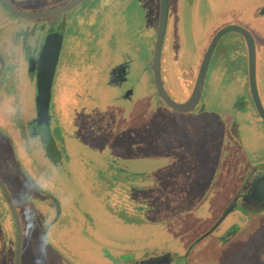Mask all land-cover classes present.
I'll return each instance as SVG.
<instances>
[{"label": "flooded vegetation", "instance_id": "af4514ba", "mask_svg": "<svg viewBox=\"0 0 264 264\" xmlns=\"http://www.w3.org/2000/svg\"><path fill=\"white\" fill-rule=\"evenodd\" d=\"M36 1L0 0V140L8 163L15 166L9 169L13 172L12 179L0 177V180L9 198L13 203L8 189V182L13 181L27 205V219L35 232L47 245L66 252L76 264H87V260L60 241L61 232L71 230L77 218L91 223L92 213L88 208L93 202L98 205L101 216L121 223L116 236L88 231V235L99 236L96 242L103 244L102 237L119 244L115 247L122 252L115 255L123 258L118 262L150 264L151 259L166 256L160 264H170L165 253L141 259L142 247L143 240L150 237V225L153 232L162 230L164 233L167 229L166 222L147 217L151 205L162 200L170 202L181 194V183L195 171L196 167L186 173L180 164L184 150L188 155L195 154L193 147L190 148L194 145L190 142L192 137L185 132L186 125L201 114L214 120L225 117L228 120L226 129L233 136L237 135L239 125L253 126L264 143V120L257 111L249 85L252 58L254 93L264 112V13H260L264 0H165L160 33V0H55L45 7L35 4ZM149 1L154 3L150 14ZM17 2H25L24 10L18 9ZM174 4L180 5L183 11L193 5L199 7V24L204 28L196 37L190 38L181 30L182 16L175 13ZM95 13L102 18L113 14L112 18L122 28L120 37L114 41L111 36L99 35L90 17ZM5 15L23 23L12 24L9 31ZM104 22L101 19L99 27H103ZM49 41L50 68L48 75L41 78L43 49ZM97 41L99 47H95ZM66 43L68 50H64ZM137 54L146 59L144 71L155 98L152 110L161 107L162 114L155 112L152 120L143 119L140 114L133 115L125 122L129 128L122 134V119L117 113L114 132L107 134L103 130L111 123L106 118L112 116L115 108L111 101L133 100L131 74ZM82 55L87 56L88 64L83 67L86 76L75 90H63L62 82L68 80L69 85L71 77H79L77 72L75 75L64 72L65 58L75 56V62L80 63ZM95 56L108 57L109 63L104 69L93 67ZM152 64L157 65L161 86L175 103H182L189 97L197 75H202L198 101L191 111L177 112L157 96ZM20 68L28 83L18 72ZM97 74L101 75V81ZM213 76L217 91L211 98L209 96L208 103L203 102L205 83L208 84ZM181 87L186 89L183 95ZM106 88L116 89V92L101 103L99 93ZM12 92L16 95L14 100ZM258 165L263 166L264 160ZM73 173L77 179L72 184L69 180ZM263 175L264 171L254 181ZM252 182L238 189L233 198L236 200L229 202L232 206L223 211L209 229L210 233L217 230L223 218L232 211L238 216L237 222L220 236L240 227L244 221L246 224L245 206L264 203V192L255 197L250 193L255 183ZM171 184H174L173 190L169 188ZM175 184L180 187L175 188ZM42 204L48 208L43 210ZM5 213L14 224L8 200L0 187L2 224L8 219ZM16 213L20 224L17 210ZM130 225L134 227H127ZM1 228L3 256L5 239ZM194 252L188 264L194 260ZM176 264H184V261Z\"/></svg>", "mask_w": 264, "mask_h": 264}, {"label": "rangeland", "instance_id": "374dc122", "mask_svg": "<svg viewBox=\"0 0 264 264\" xmlns=\"http://www.w3.org/2000/svg\"><path fill=\"white\" fill-rule=\"evenodd\" d=\"M54 1L37 0L35 4L45 7ZM17 5L19 10H24L25 2H17ZM153 9L154 3L152 5V1H149L148 14ZM174 10L177 15L180 14V17L182 16L179 26L188 37H196L204 28L203 25L199 24V7L196 5L183 11L180 5L174 4ZM1 11L6 14L3 9ZM112 15H106L102 18L99 13H95L94 16L90 17H93L94 28L99 35L111 36L110 38L115 41L116 37H120L122 28L120 23L112 18ZM101 19L105 20L103 27H99ZM6 22V27L9 31H11L12 24L23 23L21 20L13 19L10 16H6ZM35 34L38 33L33 35ZM121 39L124 38H117V40ZM97 45L95 47H99V41H97ZM64 50H68V43H66ZM86 57L82 55L80 63L75 62V56L65 58V68H62L64 72L67 75H75V72H77L79 77L78 79L76 76L71 77V84L69 83V85L68 80L62 82L60 87H63V90H75L80 80L86 76L87 72L83 68L84 65L88 64ZM103 58L93 57V67L104 69L109 61L107 56ZM145 64V57L137 54L132 64L131 74L133 76L131 81L134 91L133 100L128 102L111 101L115 108L114 110L111 109L113 110L112 116L106 118L111 123L108 124V128L103 130L107 134L112 135L114 132V116L117 113L122 119L121 124L123 126L120 129V132H123L122 134L126 133L125 131L129 128V125H126L125 122H129L131 116L140 114L143 119L152 120L155 112L162 114L161 107H154L152 110L151 105L155 98L146 78L148 76L144 71ZM18 72L22 77L24 73H22L21 68ZM97 78L101 81V75L97 74ZM215 78L213 76L208 84L205 83L202 95L204 100L202 99L201 101L207 102L209 96L211 98L217 91L215 89L217 85ZM24 80L28 83L25 78ZM91 84L92 75L90 74L89 85L91 86ZM27 90H29V86H27ZM185 91L186 89L181 87L182 95ZM114 92H116V89L113 88H106L103 92H100L99 95L102 97L100 102L103 103L105 97L108 95L111 97ZM15 96V92H12L11 97H13V100ZM171 96L174 97L172 94ZM108 111H110L109 108ZM204 115L201 114L200 116L202 117L196 116L193 119L194 121L185 127L187 135L192 137L190 142L192 141L194 145L190 143V148L193 147L195 154L192 156L188 155L186 150H184L180 164L186 173L189 169L196 167L193 176H187L181 183L183 188L181 194L172 198L170 202L162 200V202L154 203L151 205L150 211L149 209L146 211L147 214L148 211L150 212L147 215L150 220L166 222L167 229L164 233H162V230L153 232L154 229L150 225V237L146 241L143 240V256L141 259H150L155 255L165 253L170 258V264H176L179 260H183L184 264H188L192 251L194 252L197 249L193 253L194 260L190 264H264V203H250L245 206L247 217H245L246 224L245 221L241 223V225L244 224L242 227L239 225L240 227L234 228L220 236L227 228L225 226L237 222L238 216L232 211L223 218L217 230L209 232V229L220 218L223 211L232 206L230 203L236 200L233 198L235 193L237 195L238 189L248 181L253 180V184L258 174L264 171V165H258L259 162L264 160L263 139L257 134L256 128L246 125H239L236 130L237 135L233 136L226 129L228 120L225 117L219 116L214 120L210 117L206 118ZM124 139L126 140V137ZM4 149L5 147L0 140V158L3 157L4 159L0 161V177L12 179L13 172L9 169H14L15 166L8 163ZM3 161L6 164L8 163L6 167L2 166L4 164L2 163ZM74 172H77V170ZM71 178L69 181L73 184L77 179L76 174L72 175ZM60 184L64 186L65 183L61 182ZM173 185H169L172 190ZM174 187L179 188L180 186L175 184ZM17 188L13 181L8 182L10 196L20 219L19 264H76L71 261L72 259L68 257L66 252L52 245H47L40 238L38 232H35L31 221L27 219V205L19 195ZM63 188L65 189V187ZM41 207L43 210L48 208L44 204ZM88 211L92 213L91 223L77 218L76 224L71 225V230L66 229L61 232L62 239L60 238V241L67 243L65 244L67 247L69 246L70 249L81 255L83 260H87V264H122L118 260L123 257H117L119 254L115 255L117 252H122V250H118L120 248L115 247V245L119 246V244L100 237L102 244L95 241L99 236L88 235L89 231L90 233H104L116 236L120 233L121 223L116 219L101 216L103 214L94 202L92 207L88 208ZM5 214L7 215V213ZM7 218V221L5 220L3 224L0 222V231L1 227H3L5 239L3 256L1 255L2 245L0 243V264L13 263L14 224L10 215H7ZM127 227L133 228L134 226L130 225ZM137 247L139 248V246ZM71 254H73L72 251Z\"/></svg>", "mask_w": 264, "mask_h": 264}, {"label": "water", "instance_id": "95a60500", "mask_svg": "<svg viewBox=\"0 0 264 264\" xmlns=\"http://www.w3.org/2000/svg\"><path fill=\"white\" fill-rule=\"evenodd\" d=\"M164 9H165V0H160V21H159V25H158V29H159V33L161 32L162 29V25H163V15H164ZM50 13H46L43 15H47V14H51ZM260 13H264V7L261 9ZM248 41V38H247ZM50 41L49 43L47 42L45 44V47L43 49V67L42 69V74H41V78L42 75L46 76L48 75V69L50 68ZM212 44V42L210 43V45ZM252 58H250L249 61V85H250V92L252 94V97L254 99V103L255 106L257 108V111L260 115V117H262V119L264 120V112L262 111L261 107L259 106V102L256 98V95L254 93V86H253V70H252ZM151 70H152V78H153V85L156 91L157 96L165 103V105H167L169 108L177 111V112H187V111H191L193 109V107L195 106V104L198 101V97H199V93H200V86H201V79H202V75L198 74L195 84L192 88V91L189 95V97L182 103H175L173 102L165 93V91L163 90L160 80H159V74H158V70H157V65L156 64H152L151 66ZM47 82V81H46ZM0 187L3 190L11 212H12V216H13V220H14V226H15V247H14V256H13V263L12 264H19L20 261V242H21V231H20V224H19V220H18V216L16 213V210L13 206V203L11 201V199L9 198L8 193L6 192L1 180H0ZM264 175L262 177H260L254 184L253 186H251L250 189V193L254 194L253 197H255L258 193H263L264 192ZM263 190V191H262ZM260 197V196H257ZM231 225V224H229ZM229 225L225 226L228 227ZM223 229V228H222ZM221 229V230H222ZM166 260V256H159V257H155L153 259H151V263L150 264H160L163 261Z\"/></svg>", "mask_w": 264, "mask_h": 264}]
</instances>
